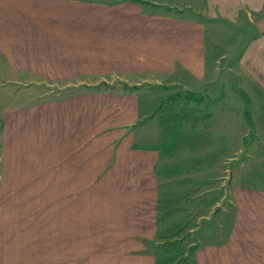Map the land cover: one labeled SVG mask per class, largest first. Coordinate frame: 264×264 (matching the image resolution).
I'll return each mask as SVG.
<instances>
[{"label": "crops", "instance_id": "0c3cea01", "mask_svg": "<svg viewBox=\"0 0 264 264\" xmlns=\"http://www.w3.org/2000/svg\"><path fill=\"white\" fill-rule=\"evenodd\" d=\"M238 17L243 68L264 67V0H0V264H155L164 151L138 144L137 88L217 77L206 31ZM254 188L216 207L225 233L195 264H264Z\"/></svg>", "mask_w": 264, "mask_h": 264}, {"label": "rangeland", "instance_id": "374dc122", "mask_svg": "<svg viewBox=\"0 0 264 264\" xmlns=\"http://www.w3.org/2000/svg\"><path fill=\"white\" fill-rule=\"evenodd\" d=\"M241 19L238 17L236 21L230 22L215 19L213 26L206 31L208 69H217V77H208V80L199 83L186 81L185 87L182 83H144L137 88L140 120L135 129L138 144L156 146L164 151L156 165L160 183L159 211L163 214L170 209H177L160 221L158 233L169 234L170 228L187 225L183 233L176 237L183 252L172 264H195L193 253L202 246V242H220V235L225 233L226 215L220 209L216 212V207L227 206L229 192L234 185L264 188V67L261 60L255 59L243 68L242 29L238 23ZM201 20L206 19L201 16ZM96 83L100 84L92 83L82 90L94 92L96 87L107 90L115 87H109L111 82ZM119 87L121 89L117 91L123 97L136 89L135 86ZM50 88L48 86L47 90ZM53 88V91H45V97L67 94L60 93L55 86ZM184 91H193L202 97L203 102L200 104L188 102L201 117L186 122L182 127L189 137L188 143L174 152L168 151L166 143L169 140V128L159 126L155 116L151 117L150 114L163 96L171 92L184 96ZM247 97L250 99L252 125H248L242 116ZM109 109L111 107L108 105V114ZM165 239L156 238L148 244V248L155 252L156 245Z\"/></svg>", "mask_w": 264, "mask_h": 264}, {"label": "trees", "instance_id": "16d2710c", "mask_svg": "<svg viewBox=\"0 0 264 264\" xmlns=\"http://www.w3.org/2000/svg\"><path fill=\"white\" fill-rule=\"evenodd\" d=\"M124 87L128 88L129 86L124 84ZM184 92V96L176 92H171L163 96L153 113L150 114L151 117L155 116L159 126L169 128V140L166 143V150L168 151L174 152L188 143L189 137L182 131V127L186 122L196 121L201 117L196 114L195 109L193 106H190L188 102L193 101L196 104H200L203 102L202 97H199L193 91ZM245 102L242 109V116L248 125H252L249 99ZM206 116H209V114H206ZM149 147L154 149L159 148L156 146ZM159 210L160 207L158 206V211ZM176 210L177 209L174 208L163 214L159 213L160 215L158 216L157 222L159 223L161 220L169 217ZM186 226L187 225L184 224L179 227L170 228L169 234H158L157 238L164 237L166 239L155 247V264H172L174 259L179 258L180 254L183 252V247L176 237L183 233Z\"/></svg>", "mask_w": 264, "mask_h": 264}, {"label": "water", "instance_id": "95a60500", "mask_svg": "<svg viewBox=\"0 0 264 264\" xmlns=\"http://www.w3.org/2000/svg\"><path fill=\"white\" fill-rule=\"evenodd\" d=\"M116 84V82H113L112 84H108L109 85V87H113L114 85ZM218 209V208H217ZM216 209V210H217Z\"/></svg>", "mask_w": 264, "mask_h": 264}]
</instances>
